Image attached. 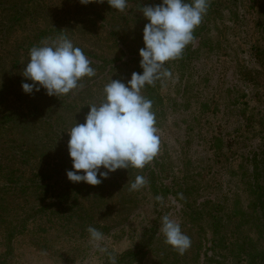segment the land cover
<instances>
[{"label": "rangeland", "instance_id": "374dc122", "mask_svg": "<svg viewBox=\"0 0 264 264\" xmlns=\"http://www.w3.org/2000/svg\"><path fill=\"white\" fill-rule=\"evenodd\" d=\"M219 3V14L212 17L203 35L192 42L190 59H175L165 64L171 77L161 79L159 92L166 115L155 125L160 140L156 156L166 169L161 174L167 183L174 180L193 191L191 198L212 200L234 212L247 202L243 176L250 169L249 154L264 142V125H261L264 124V55L260 61L255 56L258 50L264 52V0H219ZM90 4L98 8L100 3ZM40 6L43 8L34 11V17L44 29L54 19L67 22L76 18L75 8L84 5L79 0H40ZM12 13L10 8H0L3 22ZM27 28L23 34L29 33ZM86 29L74 28L73 42L85 43L100 54L111 55L109 42L102 34L97 33L91 41L81 39L82 34L92 33ZM21 37L16 32L9 40L19 41ZM7 50L13 52L14 48L7 45ZM0 65L6 72V60ZM1 76V87L10 84L6 73ZM252 77L255 79L251 83ZM129 79L125 77L121 82L126 84ZM26 103L10 88L0 92V112L5 113L9 106L21 110ZM4 128H0V170L4 172L0 173V193L6 190L5 195L0 194V199L3 198L0 264H109L108 255L95 251L89 243V226L104 234V246L118 259L136 245L144 229L155 223L157 239L140 261L131 264L236 263L229 257L224 259L223 248L211 251L209 222L190 224L174 197L161 199L155 208L148 193L136 191L134 199L125 188L121 192H109L97 206L81 201L83 212L70 206V200L64 201L62 207L49 208L61 193L57 192L60 182L54 179L56 175L51 173L49 190L36 192L33 184L35 175L44 171L47 162L53 161L61 150L31 124L17 121L4 124ZM11 138L19 144L30 143L37 158L22 163L16 147L8 144ZM5 172L13 173L12 183H8ZM164 216L178 222L191 239V247L183 255L164 242L160 232ZM14 231L13 237H9Z\"/></svg>", "mask_w": 264, "mask_h": 264}, {"label": "trees", "instance_id": "16d2710c", "mask_svg": "<svg viewBox=\"0 0 264 264\" xmlns=\"http://www.w3.org/2000/svg\"><path fill=\"white\" fill-rule=\"evenodd\" d=\"M160 2L161 0H128V6L123 12L112 9L106 0L102 4L98 3V8L89 3L75 8L76 18L69 19L67 22H59L54 19L50 25L43 29L38 26V20L34 17V11L43 8L40 6V0H17L14 4L0 1V8L5 10L10 8L13 11L12 16L6 22H3L4 19L0 16V62L6 60L7 63L6 72L0 65V77L3 79L1 75L6 73L10 79V84L8 82L5 86H0V92L10 88L16 95L19 93L22 101H27L21 110L20 108L13 110L9 106L6 107L5 113L0 112V128L3 129L6 123L15 124L17 121H23L26 125L31 124L32 127H36L37 132L44 139L61 150V154L57 155L53 161L47 162L44 171L35 175L33 184L36 192L43 188L49 190L52 188V184L47 183L53 179H51V173L56 175L54 179L60 182L57 192L61 191V193H58L54 202L50 204L54 207L48 206L49 208L62 207L64 201L70 200V206L77 207L81 210L80 212H83L81 201L97 206L105 200L106 194L109 192H121L125 188L129 190L130 182H133L138 175L143 176L147 183L137 192L148 193L155 208L158 207L161 199L174 197L181 206L182 215L190 224L202 223L205 220L209 222V243L212 245V252H215L216 248H223L226 250L224 259L229 257L236 261L235 264H264V142L258 150L249 154L247 161L250 169L243 176V188L246 192L247 202L241 206L240 210L234 212L225 210L212 200L199 201L191 198L193 191L188 187L183 188L174 180L167 183V178H163L164 176L161 174L166 169L157 156L143 169L129 167L109 173L108 178L102 180V183L97 186H91L84 182L73 183L67 179L66 172L72 170V160L68 154L69 135L66 131L70 130L75 123H84L90 105L102 102L104 84L110 79L121 81L125 77L131 78L133 72L142 73L139 50L144 47L142 32L148 21L140 10L141 7L157 5ZM219 9V0H210L206 15L193 32L194 39L185 47L181 57L177 60L190 59L193 53L192 42L203 35L212 17L219 14ZM26 28L29 33L23 34L22 31H26ZM74 28L84 31L89 28L92 33L80 36L81 39L86 38L88 41L95 39L99 35L97 33L102 34L103 38L109 42L108 49H110L111 55L100 54L94 48L85 46L84 42V44L73 42L76 38ZM16 32L22 37L19 41L11 42L10 35ZM61 34L66 35L74 46L83 50L91 61L96 75L91 78H83L76 89L59 97L48 96L43 88L39 92L33 91L32 94H25L21 87L22 83H32L22 76L24 66L29 59L30 49L39 46L42 41H51ZM7 45L10 48L13 47L14 51H6ZM263 55L264 52L256 51L257 60L260 61ZM254 79L252 77L249 81L252 83ZM160 89L161 80H158L154 85H146L141 92L146 99L152 102L155 125L160 124L166 115ZM23 96L27 98L24 99ZM261 125L264 124L261 123ZM9 143L18 150L20 154L18 158L22 159V163H25L26 159L37 158L30 143V146L24 141L19 144L14 138H11ZM160 168H162L161 172ZM0 173L4 172L0 170ZM4 175L8 183L13 182V173L5 172ZM5 191L1 190V193L5 195ZM133 193L136 194V191H130V195L135 199ZM1 200L3 201V198ZM38 212L36 211V213ZM229 224L233 225L231 229ZM245 228L248 232L244 230ZM14 233L15 231L10 233L9 237H13ZM157 236L158 225L156 223L144 229L136 245L116 259L117 264H131L140 261Z\"/></svg>", "mask_w": 264, "mask_h": 264}, {"label": "clouds", "instance_id": "9594fccd", "mask_svg": "<svg viewBox=\"0 0 264 264\" xmlns=\"http://www.w3.org/2000/svg\"><path fill=\"white\" fill-rule=\"evenodd\" d=\"M83 5L104 3L105 0H79ZM108 5L123 12L128 0H106ZM210 0H161L157 5L141 7L148 21L144 25L139 50L142 73L133 72L127 83L111 79L103 89L104 99L90 105L84 123H75L70 130L67 149L72 170L66 172L73 183L97 186L108 174L118 169H143L159 150V136L151 100L142 89L156 81L170 78L165 67L179 59L185 47L194 39L193 32L206 15ZM96 75L83 50L74 46L66 35L42 41L29 51L22 76L32 83H22L25 94L46 90L48 96L69 94L85 78ZM104 169V171H101ZM143 176L130 182L129 190L138 191L146 185ZM89 243L99 253L107 254L109 264H117L115 256L104 246V234L89 226ZM160 232L164 242L183 255L191 247V239L178 222L162 217Z\"/></svg>", "mask_w": 264, "mask_h": 264}]
</instances>
